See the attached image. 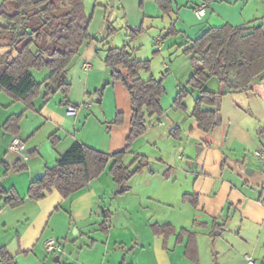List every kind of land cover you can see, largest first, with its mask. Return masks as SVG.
Wrapping results in <instances>:
<instances>
[{
    "label": "crops",
    "instance_id": "obj_1",
    "mask_svg": "<svg viewBox=\"0 0 264 264\" xmlns=\"http://www.w3.org/2000/svg\"><path fill=\"white\" fill-rule=\"evenodd\" d=\"M204 1L208 2L207 10L198 17L195 8ZM173 8L177 10V15H173L177 18L176 28L189 39L178 41L179 34L168 46V39L163 40L162 36L170 28L172 15L153 9L151 2V12L147 8L142 12L143 22L149 21L150 26L159 31L155 45L160 54L155 58L156 74H151L164 80L166 91L171 87L178 92L194 73V66L187 60L178 64L169 61L173 47L179 45L185 48L191 38L198 37L211 26L225 23L234 26L262 24L264 28V0H173ZM0 23H4V19ZM134 28L137 27L133 25ZM166 46L170 48L168 51ZM7 50L0 47V54ZM132 50L139 58L134 48ZM174 53L177 54V51L174 50ZM86 62L84 60L81 65L88 73L83 84L84 94L93 91L94 87H89L92 77L107 84L103 97L97 99L104 116L95 112L97 108L90 103H80L79 99L67 96L63 101L66 107H60L64 110V118L49 113L46 115L54 130L49 137L56 135V143L48 155L40 149L39 143L33 141L37 129L27 133L23 122L18 133L4 129L6 119L15 113L10 105H16L20 100L0 87V184L5 190L12 189L20 196L19 200L11 201V193L0 191V248L15 263L47 264L41 260L44 241L48 237L58 240L60 236L67 237L72 226L76 225V233L89 236L94 231L97 237L85 250L75 243L66 244L65 250L68 246L77 253V260L72 264H198L200 236L214 230L222 231L225 223L218 221L221 215H230L234 211L257 224L264 220V198L256 199L251 195L255 188L261 190L259 196L264 195V77L256 80L248 90L237 92L226 90L214 78L207 81L205 88L220 94L221 123L210 133L200 130L192 116L193 95L184 98L185 111L175 105L165 107L162 98L163 114L149 117L146 131L131 145L132 153L128 154V159L139 153L146 155L150 163L130 178L127 191L119 192V185L113 180L108 165L98 178L68 197L52 188L42 199L29 198L30 182L42 176L47 166H53L74 141L109 153L127 146L133 113L130 95L122 82H113L109 74L103 75L102 72L101 75L95 63L91 62V67L85 69ZM146 73L142 74L144 78H148L144 76ZM70 83L74 87V83ZM95 86L97 89L98 85ZM109 95L108 101L112 102L108 105L112 103V107L109 106L107 111L102 98ZM48 106L47 103L43 114ZM68 106L76 107L77 114L69 115ZM91 106L93 111L89 110ZM23 110L28 111L25 104ZM118 112L123 113L124 121L110 126L109 120H113ZM177 126L180 128L178 138L171 135V130ZM15 137L25 143L22 152L9 149ZM23 137L28 138V143ZM183 137L194 142L203 140L196 159L192 155L185 159ZM259 145L262 149H258ZM25 150L30 151L26 153ZM247 154L259 157L260 161L253 158L246 163L244 156ZM126 157L125 162L130 163L132 159L128 162ZM16 161L27 165L26 171H16L13 167ZM16 179H20L22 185ZM247 188L252 189L251 194ZM185 194H197L198 204L185 201ZM114 202L117 204L114 211L105 208L106 204L112 206ZM251 207H254L253 212ZM104 211L110 216L106 231L100 227ZM165 224H171L173 231L165 233L156 230ZM182 230L195 234V252L187 250L189 233L180 236ZM56 258L60 261L61 256ZM252 264L256 263L253 261ZM260 264H264V259Z\"/></svg>",
    "mask_w": 264,
    "mask_h": 264
},
{
    "label": "trees",
    "instance_id": "obj_2",
    "mask_svg": "<svg viewBox=\"0 0 264 264\" xmlns=\"http://www.w3.org/2000/svg\"><path fill=\"white\" fill-rule=\"evenodd\" d=\"M155 1L163 13L172 15L170 28L162 39L184 34L176 28L177 18L173 15H177V10L173 8V0ZM0 16L4 19V23H0V47L8 48L0 54V87L22 101L26 109L34 108V101L43 87L46 89V101L59 90L66 94L71 87L66 80L69 65L82 45L92 37L90 18L85 13L83 0H4L0 4ZM141 28L131 29L129 35L133 37ZM183 52L190 55L194 73L177 92L174 105L186 110L183 100L187 95H193L192 116L200 130L210 133L218 125L216 117L220 110V94L207 90L205 85L211 77H217L228 91H246L256 80L264 77L263 25L234 26L225 23L211 26L198 37L191 38ZM104 61L111 70L113 81L122 82L130 95L133 113L127 146L109 153L74 141L53 166H47L42 176L30 182L29 198L42 199L52 188L68 197L98 178L108 165L113 180L120 186L119 192H125L129 189L127 183L130 178L149 165L150 160L146 155L135 154L130 163L125 162V157L132 153L133 141L146 131L147 119L163 114L164 80L156 79L152 74L144 78L143 72L151 71V60L137 58L127 43L109 47ZM44 67L49 68L50 73L43 81L36 80L33 69ZM22 118L23 112L9 115L4 129L18 133ZM123 121V113L118 112L111 124H121ZM171 135L178 138L180 128L172 129ZM50 139L53 144L56 143L55 134ZM13 167L16 171L27 169V165L20 161H16ZM0 191L11 193V201L20 199L12 189L5 190L1 184ZM184 200L198 204L197 194H185ZM105 213L100 223L103 231L108 229L110 219ZM173 229L171 224H165L156 230L170 233ZM186 233L189 232L182 230L180 236ZM187 250L196 251L194 233H189ZM0 256L8 264H17L2 247Z\"/></svg>",
    "mask_w": 264,
    "mask_h": 264
},
{
    "label": "rangeland",
    "instance_id": "obj_3",
    "mask_svg": "<svg viewBox=\"0 0 264 264\" xmlns=\"http://www.w3.org/2000/svg\"><path fill=\"white\" fill-rule=\"evenodd\" d=\"M3 1L4 0H0V4ZM150 2L153 4V9L155 8L160 10L155 0H83L85 13L90 18L89 30L92 37L82 45L80 52L74 57L69 65V77L66 78V80L69 82L72 81V84L74 83V87L71 85L66 94L61 90L53 93L48 101L45 99L44 94L46 89L43 87L41 94L34 101V108H30L28 111L23 110L24 104L21 103L22 101H19V103H16V105H10L13 109L11 111H14L15 113L23 112L21 123L23 122V128L25 129V132L28 133L29 131V133H32L35 131V129H37L36 132L38 133L36 134L33 141L39 143L40 149H42L46 155H48L50 148L53 145L49 135L54 131L52 129V124L46 119V115L49 113L48 115L52 114L57 118H64V110L60 109V107H66V105L63 104V101L67 99V96L79 99L80 103H83L84 101L86 103H90L92 106L97 108L95 112H99L102 116H104L101 105L97 99L99 97H103L107 84L99 82L98 80L96 81V77H92L89 81V87H94L91 93L92 96L89 93L84 94L83 84H85V79L87 78L88 74L81 67L84 60L92 62L93 64L95 63V67L97 71H101V75L103 72V75L106 73L111 76V70L109 67H107L104 61L107 49L111 46H122L127 43L130 44L131 48H134L135 53L139 58L151 60V71L144 74V76L149 77L151 73L156 74L155 60L160 53L157 51L158 47L155 45V38L158 37L157 35L159 34V31H157L156 28L154 29L151 27L149 21L143 22L144 16L142 13L144 8H147L148 11L151 12ZM141 13L142 16L140 15ZM138 15L141 17H138ZM2 20L3 18L0 16V22ZM133 25L134 27H137L134 29H139L142 27V30L137 32L132 37L129 34ZM174 37L176 38L177 35H171L167 38L165 37V39H168L167 46L172 43ZM186 38L188 37L181 33L179 39L177 40L182 42V39ZM167 46L165 50L170 49ZM174 50L177 51V54L174 53ZM183 50V46L178 45L173 47V49L170 51H173V54L171 55L169 61L174 62V64L182 63L185 60L192 63L190 55L184 53ZM170 52L167 55H169ZM49 73L50 69L47 67L33 69L34 77L38 81H43ZM211 78L218 80L217 77ZM95 85H98L97 89L95 88ZM111 85H113V83H111ZM108 92L110 93V90H108ZM176 95L177 91H175L174 88L172 90L170 87L162 97L164 98V106L167 108L172 107V105H174V99ZM188 96H191V94L187 95L185 98ZM108 98H110V95L106 98H102L107 111L109 106L112 107V103L108 105L109 102H112L110 100L108 101ZM47 103L49 104L48 109H46V113L43 114L42 110L46 107ZM92 106L89 108V110L93 109ZM116 114L117 113H115V116ZM184 118L185 116L182 117V120ZM109 121V125L112 126V120ZM23 139L26 143H28L27 137H23ZM182 140L184 143H182L184 146L182 153H184L185 159H188L190 155L196 159L199 156L198 153H200L199 151L202 147V144L204 143L203 140L198 139L194 142L188 137H183ZM258 147H260L258 149H262L260 145ZM128 157H130V155L126 157V161L130 162L134 156L131 155V159H128ZM244 157L246 158V163H249L253 158H255L257 161H260V158L255 157V155L253 156V154H247ZM50 163L53 164L54 162ZM136 165L137 163L134 166ZM19 180L20 179L17 180L20 183L19 185H22V182ZM119 188L120 186L118 189ZM247 189L249 193L252 190L251 188ZM254 190V193H250L252 196H254L256 199L260 197L264 198V195L259 196L262 193L261 190L258 191L256 188ZM107 205L108 204H106L105 208L110 209L111 211H114L117 206L116 202H114L112 206ZM252 209H254V207H251V212H253ZM93 215L96 216L95 213H93ZM218 221L225 223L223 230H220V234L213 235L215 231L214 230L208 234L200 236V253L198 264H249V259L247 256H249L256 264H260V261L264 259V220L257 224L248 219V217H241L240 214L233 211V213L230 215L228 213L221 215ZM76 230H78L77 226L73 225L69 236H60L59 239L63 242V246H61V248H56L54 252L47 253L45 248H43L41 260H45L47 264L74 263L73 261L77 260V253L75 252V249H72L71 247L68 248V246L65 250L64 248L66 244L69 243L71 245L75 243L77 247L85 250L91 245L93 238L97 237L94 234V231L93 234L88 236L82 233H76ZM57 256H61L60 261H56Z\"/></svg>",
    "mask_w": 264,
    "mask_h": 264
},
{
    "label": "built area",
    "instance_id": "obj_4",
    "mask_svg": "<svg viewBox=\"0 0 264 264\" xmlns=\"http://www.w3.org/2000/svg\"><path fill=\"white\" fill-rule=\"evenodd\" d=\"M207 7H208V2L207 1L202 2L197 8H195L196 15L198 17L203 16L207 10ZM91 65H92L91 62H86L84 64V68L89 69ZM67 113L69 115H76L77 114L76 107L68 106ZM160 123L163 124V122ZM9 149L12 151L22 152L25 149V143L19 137H15L13 138L11 144L9 145ZM258 155L261 154L258 153ZM44 248L47 253L54 252L56 248H61V242L60 240L54 237H48L44 241ZM247 258L249 259V262L252 264L253 260L249 256H247ZM0 264H8V263L0 256Z\"/></svg>",
    "mask_w": 264,
    "mask_h": 264
},
{
    "label": "water",
    "instance_id": "obj_5",
    "mask_svg": "<svg viewBox=\"0 0 264 264\" xmlns=\"http://www.w3.org/2000/svg\"><path fill=\"white\" fill-rule=\"evenodd\" d=\"M216 123L217 124L221 123V113L220 112H217ZM29 151L30 150H25L26 153H28ZM216 233L220 234V231L214 232V234H216ZM56 260H58V258H56Z\"/></svg>",
    "mask_w": 264,
    "mask_h": 264
}]
</instances>
